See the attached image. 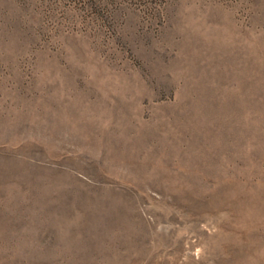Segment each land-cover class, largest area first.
Returning <instances> with one entry per match:
<instances>
[{"label":"rangeland","instance_id":"rangeland-1","mask_svg":"<svg viewBox=\"0 0 264 264\" xmlns=\"http://www.w3.org/2000/svg\"><path fill=\"white\" fill-rule=\"evenodd\" d=\"M0 264H264V0H0Z\"/></svg>","mask_w":264,"mask_h":264}]
</instances>
